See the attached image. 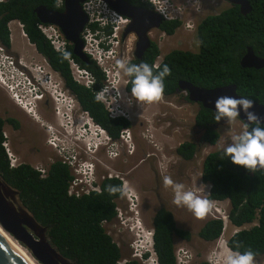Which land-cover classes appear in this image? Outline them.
I'll return each mask as SVG.
<instances>
[{
  "label": "trees",
  "instance_id": "trees-1",
  "mask_svg": "<svg viewBox=\"0 0 264 264\" xmlns=\"http://www.w3.org/2000/svg\"><path fill=\"white\" fill-rule=\"evenodd\" d=\"M138 8L152 9L140 0H124ZM251 11L242 16L239 7L228 6L217 15L206 16L197 26L199 52L171 51L164 56L163 64L171 69L165 79L163 96L171 97L178 82H189L204 89H214L235 85L239 96L247 97L256 103L264 102L262 79L264 69L242 68L240 59L247 47H251L260 58H264V0H248ZM59 10L55 0H9L0 4V45L6 50L11 48L9 23L16 21L22 25L28 43L34 46L53 71L58 73L66 89L79 103L82 110L101 127L107 135L116 140L120 133L131 127L125 119H110L104 106L95 100V94L104 84L105 74L90 60L89 64L79 61L67 51L82 69L94 78V85L87 89L74 82L68 59L55 52L49 42L39 32L34 10L37 7ZM179 21L163 22L160 31L172 36L180 28ZM95 32L97 24L88 25ZM111 33V28L104 30ZM160 51L156 43H151L145 52L143 62L153 65ZM131 63H136L132 61ZM129 78V77H128ZM131 83L127 86L130 94ZM131 96V94H130ZM134 99V98H133ZM187 100L186 97H184ZM195 126L205 131L203 140L215 146L220 135L214 130L217 121L213 112L199 106L195 115ZM4 142L0 122V177L18 194L20 203L31 213L35 221L45 228L50 245L67 261L73 264H140L136 260L123 258L121 249L105 230L106 224H113L116 208L122 201L120 193L110 194L109 185L122 186L115 178L100 180L99 193L76 198L67 194L72 173L68 166L57 158L49 165L45 177L28 164L10 168L2 147ZM197 153L195 143L184 142L175 154L184 162L192 161ZM201 181L210 185V200L230 203L229 219L234 227L241 228L257 220V225L241 230L227 242L230 248L239 245V251L252 249L259 253L258 264L264 259V172L254 173L243 166L233 164L230 159H221V151L208 154L202 163ZM153 229V249L159 264H177L174 240L191 242L192 234L177 228L170 211L160 207L151 218ZM222 233L220 221L209 220L197 232L196 237L205 243L216 241ZM197 264H208L199 262Z\"/></svg>",
  "mask_w": 264,
  "mask_h": 264
},
{
  "label": "rangeland",
  "instance_id": "rangeland-1",
  "mask_svg": "<svg viewBox=\"0 0 264 264\" xmlns=\"http://www.w3.org/2000/svg\"><path fill=\"white\" fill-rule=\"evenodd\" d=\"M172 1L177 2L178 4L184 2V0ZM225 4L226 7L229 6L227 3ZM208 15H212V12L207 9L203 10L202 15L200 16H195L194 13L192 15V21L199 24ZM186 17L188 19L189 15L187 14ZM183 29L184 28L182 27L178 29L179 31L177 30L179 37H176L174 41L173 37L170 38L164 36L160 34V32L155 31L153 33L156 38L161 36V39L165 40L166 46L160 50L164 56L167 55L171 49L176 48V45L179 42H184V37L181 34ZM184 35H186L187 38H190L191 36L193 37L194 47L196 48L194 53H198L199 48L196 34L190 35V33L185 32ZM86 37L88 38V36ZM156 38L154 42H156ZM10 39L13 44L11 43L12 45L8 51V56L11 58L14 65L11 67L12 69H10L11 72L15 73L12 79L14 89L10 91L6 86L0 84V91L8 93L11 98H13V94L20 95L18 98L21 101L20 104L18 100L13 98V101L17 104L16 110L19 112H25L29 116L28 119L33 120L32 122L34 124L31 122L30 128L35 131L34 139L43 146L44 150L42 159H36L27 164L36 170H45L51 163L52 159H58V149H54L47 143L48 140L49 142L52 140V133H50L51 131H49L46 125L57 129L56 134L60 133L61 137L58 141H55L59 148L63 146L71 153L79 151L82 154V159H84L86 156L85 146L76 144L75 139L81 140L87 133V137H92V142L96 143L101 136L96 134V129L93 127L89 129L79 127V129L76 130L77 132L75 131L73 135L67 136L68 139L63 137V132L65 133L66 128H69L65 125L67 122V116L64 113L66 111L68 113V101L71 100V96L66 91L61 90L60 92V94L63 95L62 98L68 99V101L63 105L59 117H56L54 114L56 107L55 104H50V108L48 109L43 105H39L38 112L35 114L34 102H37V99L35 98L40 95L39 93H36V84H42L43 87H47L44 81L46 80V75H48V70L46 69L47 67L43 58H41L37 52L34 51L32 46L28 44L27 39L20 36V33L16 28L15 30H11ZM130 43L131 39L128 40V48H130ZM91 45L95 46L94 43ZM118 49L120 56H126L123 48ZM12 51L20 56V66L15 64V59L10 55ZM95 54H99L105 58L108 57V51L99 47L95 49ZM131 54L132 52L126 57L130 58ZM120 73L122 77L126 79V76H124L122 72ZM57 89L60 90L59 88ZM50 92L53 94L54 98L58 97L56 93L51 90ZM138 110H140V115L138 114ZM135 111L136 116L138 117H133L132 113L131 128L128 130L131 134L130 153L132 154H128L126 150H121V152H117L119 154L118 157L107 159L105 152L102 150L98 154L93 155L94 159L90 161L95 166L94 177H98L100 180L101 177L108 178V176L111 175L112 178L115 176L114 178L117 177L120 180H123V183L126 184L127 188H129L137 198V215L139 216L144 229L147 231L151 230V217L158 208L164 207L170 211L174 217L177 228L192 234V239L189 243L178 238L174 240L175 249H177L176 252H178L179 249L187 250L192 255L191 264H197L202 261L204 262L205 260L207 261V259H210V257H212L217 251V246L220 241H225L232 235L231 233L234 228L229 225L226 228V231L223 232L222 236L211 244L201 241L196 237V234L202 228L207 219L204 216L198 218L186 207L174 204L173 189L171 186L164 185V177H171L174 182L184 184L186 190H191L202 197L204 193H207V188L201 182V171L204 158L212 152L220 151L221 145H227L230 143L231 136L241 132L244 125L236 119L235 121L229 122L228 125L220 126L218 128L220 139L215 146L204 144L196 153V157L192 161L183 162L175 154V150L184 142L195 143L193 128L195 126L194 118L198 111V106L188 103L183 99L182 95L171 96L168 98L161 96L157 101L151 103L144 102L141 105H137ZM21 114L24 116L23 113ZM33 114L35 115L33 116ZM83 116V119L85 120L83 121L84 126L88 119L84 114ZM33 117H35V119ZM40 118L42 120H40ZM61 118H63L64 121L63 125L60 123L62 126L59 125V119ZM39 138L43 140V144H41ZM72 140L73 144L71 143ZM85 140L88 142L87 139ZM87 148H89L90 151L91 149H95L92 144L87 145ZM96 158L99 159V163ZM84 162L86 161L84 160ZM135 191L137 194H135ZM137 203L135 204L137 205ZM119 205L123 206L124 202L121 201ZM250 227L251 226H247L246 229ZM104 228L107 234L121 249L123 258L132 259V255L134 254V248L132 247L136 239L134 233H130V231L121 227L117 223L106 224ZM211 260L212 259L209 261L211 262ZM259 264H264V259Z\"/></svg>",
  "mask_w": 264,
  "mask_h": 264
},
{
  "label": "clouds",
  "instance_id": "clouds-1",
  "mask_svg": "<svg viewBox=\"0 0 264 264\" xmlns=\"http://www.w3.org/2000/svg\"><path fill=\"white\" fill-rule=\"evenodd\" d=\"M140 1L142 3L149 4L152 7V9H150L149 11H153L158 16H160L161 21H164V22L179 21L181 23L180 28L185 27L186 19L184 16L182 17V12H181L183 5L181 4L176 5L175 2L172 0H154L156 5L154 4L152 0H140ZM185 1H186V4H185L186 6L187 5L195 6L201 3L200 0L196 2H192L191 0H185ZM157 6L161 8L157 9ZM160 12L163 15H165L166 18H168L167 13L173 16V18L166 20L165 17ZM116 15L122 18L123 20H125L126 22H120L119 20L113 21L111 19H108V23L104 27H101L98 22H94L93 24H97L98 28H100V30L98 29L97 31L92 32L94 35V40L98 42L99 48L106 50L108 52L115 51L116 54H117V47L113 44V42H116L117 40L119 43L118 47L120 49L123 48L124 53L126 54V56H128L131 50L129 53H127L125 45L122 44V41L119 38L112 37V35L107 34L106 32L103 31L106 27H110L111 30H125L129 20L122 16H119L118 14ZM13 22H16V21H13ZM88 25H91V24L88 23ZM155 31L157 32L158 30H155ZM99 32H103L104 36L101 34H97ZM160 34L167 36L163 32ZM129 35L135 36L132 33H129ZM167 37H171V36H167ZM71 55L72 53L70 51L65 50L62 52V56L66 60L69 59ZM86 55L89 57L91 61H93L96 64L98 68H100L94 56L88 55V54ZM126 56H119V60L116 61V67L123 73L124 76H126V80H125L120 73V78L117 82L118 87L122 89L124 86H128L129 83L125 85L124 81H127V77H129L130 83H131V89H130L131 96L130 94L128 95L132 98V100L134 101L136 105L139 103H144V102L151 103V102L159 100L160 97L163 96V93L165 91V79L171 75L170 67L167 64H163L162 66L150 65L149 63L143 62V61L140 63H131L129 62V58ZM114 90H115L114 86L111 88V90L109 87H104L101 91L97 93V95L95 96V100L97 102L103 103L106 101V99L108 98L111 99L114 96V94L111 93V91H114ZM35 99H38V98H35ZM53 99H54V104H55L56 98L53 97ZM186 101L189 103L188 100ZM66 103L67 102H64L63 105H65ZM193 105H196V104H193ZM214 107L216 109L214 119L217 122L221 120L226 121V122H232V121H235L237 118L242 117V114H243V118L246 121L245 124H243L244 125L243 130L239 132L238 134H234L231 136L230 143H228L227 145L223 144L220 146L221 159L223 160L225 158H228L233 164L243 166L246 170L252 173L256 172L258 169H264V116H262L261 114H259L257 111L254 110L255 108L254 100L247 98V97H243V96L236 97V96H231V95H221L217 97ZM71 110L72 109H69V111ZM54 113L56 117H59V115H56V110ZM119 118H116V119H119ZM83 121L85 120L83 119ZM88 125L89 124L87 120V123L84 125V127L88 128ZM194 125H195V121H194ZM96 126L98 125H92L91 127L96 129V134L100 135L101 138L96 143L94 142L95 144H92V140H91L92 137L90 138H88L87 136L83 137V140H84L83 145L85 146V149H86V156L84 157V159H82L81 157L82 154L79 151H77L76 153H70L69 151H67L64 154L66 156L74 154L77 156V158L79 157V160H82V162L84 160L89 162L90 160L94 159L93 155L98 154L102 150L105 152V156L107 157V159L113 157L112 155H110V153L115 152L116 148H119L120 150H126V152L130 154L131 134L130 132H128L129 129L122 131L120 133L119 138L116 140H113L107 135V133L101 127L100 129L102 131L97 130ZM194 128H197V127L194 126ZM65 132L69 133L70 129L66 128ZM124 133L129 134V137L127 139L122 138V134ZM85 139H87L88 142H86ZM91 144L94 145L95 149H91L90 151L89 148H87V145H91ZM48 145H50V143ZM57 156L59 160L63 162L62 157L60 156L59 153L57 154ZM96 160L98 163L100 162L98 158H96ZM89 163H91L92 165V169H93L92 174L94 175L95 166L94 164H92L91 161ZM63 164L67 166L66 163L63 162ZM93 175L86 174V177L92 178ZM94 178H95L94 185H98L100 180H104V179L99 180L98 177H94ZM105 179H112V177L108 176V178H105ZM115 179H118L120 182L123 183V180H120L117 177ZM163 182L165 186L172 187L173 192H174V200H173L174 204H176L177 206L186 207L198 218H201L204 216L207 219V221L209 220L220 221L222 223V233L220 237L222 236L223 232L226 231V228L229 225L234 228L231 233L232 235L229 238H227L226 240L223 239L225 241H220L219 245L217 246V251L213 254L212 257H210V259H212L211 262L209 261L210 259H207V261L205 260L204 262L208 264H258L257 259H256V257L259 255L258 252L252 249L239 251L238 250L240 247L239 245H236L235 248H230L227 244L228 240L233 235H235L241 230H247L246 229L247 226H251V227L256 226L257 220H255L252 224L245 225L241 228L234 227L231 224L230 219H229V212H230L229 201L210 200L209 199L210 189H211L210 185L204 184L205 187L207 188V191H206L207 193H204V195H202L201 197L191 190H186L184 184L179 183V182H174L173 179L169 176H165ZM106 191H108L110 194L120 193L122 195V201L124 202V205L117 206L116 218H115L114 223H117L121 227L127 229L128 231H130V233H134L136 239H135V243L133 244L132 248H134L135 250V245H139L140 249L136 254H138L141 251L142 260L149 261V259L153 256L151 250H153L154 252V249H153V233L154 232L152 229V225H151L150 231H147L144 229L140 221V218L137 215L138 214L137 198L135 197L133 192L129 188H127L126 184L124 183H123V186L109 185L106 188ZM99 192H100V189H99ZM99 192L91 191V193H99ZM135 194H137L136 191H135ZM135 203H137V205ZM176 250L177 249H175V257L178 256V252H176ZM133 255H132V260H136L137 262L141 264L142 260L140 262L138 258L134 259ZM191 262H192V255L190 257V261L188 264H191Z\"/></svg>",
  "mask_w": 264,
  "mask_h": 264
},
{
  "label": "water",
  "instance_id": "water-1",
  "mask_svg": "<svg viewBox=\"0 0 264 264\" xmlns=\"http://www.w3.org/2000/svg\"><path fill=\"white\" fill-rule=\"evenodd\" d=\"M87 0H64L62 10H48L46 7H37L34 14L40 24L53 25L63 35L65 41L71 46L73 55L84 64L90 59L84 53L82 35L89 23L88 13L83 9ZM113 12L129 20L124 36L132 33L136 37L134 56L140 58L150 46L148 34L160 28L161 17L155 12L141 9L124 0H101ZM232 7H239L242 16L251 11L248 0H219ZM242 68L260 70L264 69V58L257 57L252 48L248 47L240 60ZM264 87V77L262 80ZM179 88L183 91L189 103L200 105L202 108L216 113L214 107L218 96L231 95L238 97L235 85H227L214 89H204L189 82H180ZM179 90H176V92ZM255 111L264 116V103L255 102ZM242 124L245 119L237 118ZM217 129V128H216ZM257 171L264 172V169ZM0 227L10 238L16 241L37 264H73L64 259L53 248L46 235L45 228L41 227L31 213L20 203L18 194L11 189L0 177ZM0 264H28L0 235Z\"/></svg>",
  "mask_w": 264,
  "mask_h": 264
},
{
  "label": "flooded vegetation",
  "instance_id": "flooded-vegetation-1",
  "mask_svg": "<svg viewBox=\"0 0 264 264\" xmlns=\"http://www.w3.org/2000/svg\"><path fill=\"white\" fill-rule=\"evenodd\" d=\"M191 1L196 2L199 0H191ZM200 1H201V3H199L195 6L194 5H192V6L187 5L186 6L185 0L183 3H181V5H183V8L181 9L182 17L184 16L186 19V25L184 27L185 30L183 29L182 33H181L184 37V42H179L176 45V48L171 49V51L189 52V53H192L193 55L197 54V53H194L196 51V48L194 47L193 37L191 36L190 38H187L186 35H184L185 32L190 33V35L196 34V39H197L198 48H199V40L197 38V30H196L198 24H195L194 22H192V15L194 14L195 10H198V12L202 13L203 10L207 9L210 12H212V15H217L221 11L227 9L225 2L223 3L222 1H219V0H200ZM175 4L177 5L178 3L175 2ZM141 9H143V8H141ZM146 10H148V9H146ZM187 14L189 15L188 19L186 17ZM195 16H197V15H195ZM87 26L85 27L84 31L89 30L90 33H92V31L89 28H87ZM157 30L160 33H162V31H160V29H157ZM177 30L170 37V38L173 37V41L175 40L176 37H179V35L177 34V32L179 30L178 31ZM124 32H125V30H111L110 35H112V36L115 35V37L119 38L122 41V44L125 45V47H127L128 40L131 39L130 50H131L132 54H131V57L129 58V62H132V61H135L136 63L142 62L143 57L145 55V52L148 49L143 53V55L140 56V58H136L134 56L136 37L130 36L129 34L124 36ZM154 32H155V30H152L148 34V37L150 39V45H151V43H156V45L160 51L163 47L166 46L165 40L161 39L160 36H158L156 38L155 34H153ZM83 34H84V32H83ZM155 38H156V42H154ZM82 39H83V35H82ZM28 44L30 45V43H28ZM32 48L34 49L35 52H37L34 46H32ZM180 49H183V50H180ZM8 51L9 50H7V52ZM10 55L15 59V64L20 66L21 65L20 56L13 51L10 53ZM39 56L41 58H43L41 55H39ZM163 58H164V55L160 52L159 57H157V59L155 60L153 65L160 66L161 63L163 62ZM43 61L45 62L46 67H47L46 69L48 70V75H46V80H45V84L47 87L45 88L41 84H36L38 87V88L36 87V89H37L36 93H39L40 97L36 96V98H38V99H37V102H34L35 103V106H34L35 114L38 112V106L39 105H43L44 107H46V109H48V108H50L49 107L50 104L51 105L54 104L53 94L50 92V90L52 92L54 91V93H56L57 95H60L61 90L69 93V91L66 89V87L64 85L63 80L58 75V73L53 71L44 59H43ZM72 78H73V76H72ZM73 80H74V78H73ZM74 82H76V81L74 80ZM180 82H185V81H179L178 82V87L176 90H179V91H177V92L175 91L174 95H182L183 97H185L183 91L179 88ZM128 83H129V78L127 77V84ZM78 85H80V84H78ZM57 88H59L60 90H58ZM121 90L123 93L125 92V93L129 94L127 92V86H124ZM3 92L4 91H2V92L0 91V122L2 123V133H3V138H4L3 143H6L8 145L9 150L12 152L13 156L16 158L17 167H19L21 164L30 163L31 161L36 160V159H42L43 155H44L43 146L40 145V143H38V141L36 139H34L35 131H33L30 128L31 122L33 120H29L28 119L29 116L25 112H23V111L19 112L18 110H16L17 104H15V102L12 100L11 96H9L8 93H6V92L3 93ZM69 95L72 96L70 93H69ZM74 101H75V106H74L75 108H73L71 111H68V113H67V111L64 113L67 116V123L65 125L68 126L69 129L71 128L70 134L63 132V137H66V139H68L67 136L73 135V133L77 130V128H79V127L85 128L83 126L84 123L82 122L83 117H84L83 114L88 119V124H89L88 128H85V129H89V128H91L92 125H96L93 122L92 118L88 115V113H86L82 110L81 106L75 100V98H74ZM141 104H143V103H139L137 105H141ZM137 105L134 103V105L130 108H126V106H124L123 109H127L126 113H125L126 116L120 117V118L127 120L131 124L132 113H133V117L134 116H135V118L138 117V116H136V111H135L137 108ZM198 109H199V105H198ZM140 110H142V109H140ZM140 110H138V114H139ZM21 113H23L24 116H22ZM35 114H33V116ZM213 115L215 117V112H213ZM33 118L35 119V117H33ZM40 120H42V119L40 118ZM228 123L229 122L221 120V121L217 122L215 124V126H213L214 130H216V128L218 130L220 125L225 126V125H228ZM46 127H48L49 131H51L50 133H52L51 134V137H52L51 141H54V142L58 141V139L61 137V135H60V133L56 134L57 129L52 128V126L49 127L48 125H46ZM193 131L195 134V145L197 146V152H198L200 150V148H202V146L204 144H206L203 140V135H204L205 131L198 130L197 128H193ZM85 136H87V133ZM85 136H83V137H85ZM39 140H40L41 144H43V140L40 138H39ZM91 140H92V138H91ZM47 143L49 144V140L47 141ZM71 143L73 144V140ZM75 143L83 145L84 140H83V138L81 140L75 139ZM92 144H95V143L92 142ZM119 151L121 152V150L119 148H116L114 155H113V153H110V155H112L113 158H116L119 156V154L117 153ZM130 154H132V153H130ZM52 163H53V159H52L50 164H52ZM61 163L63 164V162H61ZM49 165H48V167H49ZM48 167H47V169H48ZM47 169H45L44 171L47 172ZM41 170H43V169H41ZM41 176L45 177V174H44V176L43 175H41ZM109 176L112 177L111 175H109ZM100 179H105V177H101ZM99 189H100V187H99Z\"/></svg>",
  "mask_w": 264,
  "mask_h": 264
},
{
  "label": "built area",
  "instance_id": "built-area-1",
  "mask_svg": "<svg viewBox=\"0 0 264 264\" xmlns=\"http://www.w3.org/2000/svg\"><path fill=\"white\" fill-rule=\"evenodd\" d=\"M9 0H0V4L6 3ZM154 2V0H152ZM56 2V7L58 9H62L64 6V0H55ZM155 4V2H154ZM156 5V4H155ZM83 9L88 13L89 16V24H93L94 22H98L101 27H104L108 23V19H111L113 21L119 20L120 22H126L122 18L118 17L105 3H103L101 0H87L86 3L83 4ZM161 7L157 6V9ZM161 13V12H160ZM162 14V13H161ZM163 15V14H162ZM165 17V15H163ZM95 17V18H94ZM167 17H165L166 20L172 19L173 16H171L169 13H167ZM94 18V19H93ZM18 31L20 33V36L24 39H26V35L23 32L22 25L20 23H17ZM38 30L41 32V34L44 36V38L49 42V44L52 46L53 50L59 54L62 55V52L67 50V45H69L63 35L61 34L60 30L53 26V25H43L39 24L38 25ZM11 32V30H9ZM97 34H101L104 36L103 32H99ZM88 36V38L86 37ZM112 37H115L113 35ZM83 41H84V53L88 55H92L95 57L99 67L101 70L106 74L104 84L101 87L99 91H101L104 87H109L110 90L114 86V91H111V93L114 94V96L111 99H106L105 102L101 103L105 110L108 113V116L111 119H116L119 117H125L126 116V110L123 109L124 106L126 108H130L134 105V101L132 98L127 94L123 93L120 87H118L117 82L120 78V70L116 67V61L119 58V43L116 40V42H113V44L117 47V54L116 52H108V57H102L99 54H95V49L98 48V42L94 40V35L93 33H90L89 30H85L83 34ZM95 46H92L93 44ZM127 53L130 52V48L125 47ZM7 50L0 45V84L6 86L10 91H12L13 85H12V79L14 77V72H11L10 69L13 67V62L11 61V58L8 56ZM68 64L70 67V70L72 72V76L74 80L80 84L81 86H84L87 89L92 88L94 85V78L84 69H82L73 59H68ZM11 80V82H10ZM126 80V79H125ZM125 84H127V81H124ZM9 83V84H7ZM11 83V85H10ZM98 91V92H99ZM97 92V93H98ZM95 94V96L97 95ZM20 95L13 94L12 97L17 99L19 104L20 100L18 99ZM63 95L60 94L56 99H55V110H56V115L60 114V111L63 107L64 102H67L68 99L62 98ZM115 101V102H113ZM74 98L71 96V100L68 101L69 103V109L75 108V103H74ZM96 128L99 131H102L99 126H96ZM129 137L128 133L122 134L123 139H127ZM51 147L54 149H58L60 156L62 157V160L64 163L67 164L69 169L71 170L72 173V181L70 182L67 194L69 196H73L76 198H80L82 196H87L91 193V191H97L99 192V187L98 185H94V175L92 165L88 161L82 162V160H79V157L77 158L76 155H69L66 156L64 153L69 151L67 148H64L61 146L56 145V143L49 142ZM68 146V145H66ZM2 147L4 148L5 154L7 156L9 166L10 168H17V162L16 158L13 156L12 152L9 150L8 145L6 143L2 144ZM71 147V146H68ZM71 153V152H70ZM38 172L41 173V175L44 176L45 171L41 169H37ZM86 174L93 175L92 178L86 177ZM125 223V222H123ZM139 246L135 245V250H134V259H139L141 262L142 260V252L140 251L138 254L136 252L139 251ZM152 249V248H151ZM152 252V257L149 259V261H143L141 264H158V261L156 259V256ZM190 253L186 250H178V256H176V261L177 264H188L190 261ZM141 258V259H140Z\"/></svg>",
  "mask_w": 264,
  "mask_h": 264
},
{
  "label": "bare ground",
  "instance_id": "bare-ground-1",
  "mask_svg": "<svg viewBox=\"0 0 264 264\" xmlns=\"http://www.w3.org/2000/svg\"><path fill=\"white\" fill-rule=\"evenodd\" d=\"M195 15L200 16L202 15L201 12H198V10L194 11ZM164 21H162L163 23ZM161 23V24H162ZM161 26V25H160ZM105 74V73H104ZM43 80V79H42ZM45 82V81H44ZM50 84V83H49ZM54 92V91H53ZM50 94V93H49ZM17 100V99H16ZM200 106V105H199ZM61 115V111L60 114ZM70 120V119H69ZM72 121V120H71ZM83 122V121H82ZM91 122V121H90ZM60 123H62V125L64 124L63 118L59 119V125ZM67 123V122H66ZM60 125V126H62ZM58 126V125H57ZM59 126V127H60ZM64 127V126H63ZM72 127V126H71ZM73 128V127H72ZM63 129V128H62ZM71 129V128H70ZM79 129V128H77ZM98 130V129H97ZM73 131V130H72ZM77 132V131H76ZM74 134V133H73ZM94 139V138H93ZM0 235L5 239V241L18 253L20 254V256H22V258H24V260H26V262L28 264H36L35 261L16 243V241H14L12 238H10L8 236V234H6L3 229L0 227Z\"/></svg>",
  "mask_w": 264,
  "mask_h": 264
},
{
  "label": "crops",
  "instance_id": "crops-1",
  "mask_svg": "<svg viewBox=\"0 0 264 264\" xmlns=\"http://www.w3.org/2000/svg\"><path fill=\"white\" fill-rule=\"evenodd\" d=\"M16 24H17V22H11V23H9V30H15V28L17 29V30H19L18 28H17V26H16ZM11 43L13 44V42H12V40H11ZM11 44V45H12Z\"/></svg>",
  "mask_w": 264,
  "mask_h": 264
}]
</instances>
